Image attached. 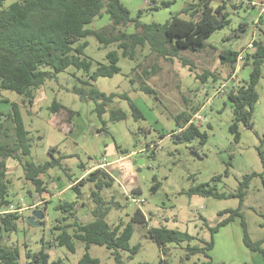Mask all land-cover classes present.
<instances>
[{
    "label": "rangeland",
    "instance_id": "rangeland-1",
    "mask_svg": "<svg viewBox=\"0 0 264 264\" xmlns=\"http://www.w3.org/2000/svg\"><path fill=\"white\" fill-rule=\"evenodd\" d=\"M19 1L5 0L0 9ZM166 1L169 3L164 4ZM191 1L121 0L133 17L140 13V19L146 23H165L177 13L189 18V14L181 11ZM228 2L237 5L236 9L230 4L228 6L231 23L211 34L207 39V47L202 51L182 50L178 57L170 59L157 55L146 44L134 50V59L120 55L119 73L92 80L93 86L107 93H128L142 110L144 118L135 119L128 99L117 96L108 105L103 119H100L95 111V101L81 99L73 92L75 85H82L81 79L89 78V73L74 66L57 73L55 78L47 79L36 88L33 104L14 91L3 90L0 93L1 99L7 98L21 105L24 123L31 137V153L22 158L23 162L44 163L52 159L50 149L53 147H57L53 152L55 157L64 156L62 165L51 167L41 175L47 184L46 192L41 195L35 192L32 182L25 179L21 163L14 158L7 159L8 178L11 181L8 197L22 216L18 220V232H3V243L21 247L22 264H30L26 250H40L43 238L54 245L52 240L59 231L53 232L52 228L57 223L56 218L61 215L55 208L60 201L77 200L81 222L86 223L94 218L92 210L96 203L91 194L92 183L81 186L83 192L80 196L70 184H76L85 176L88 168L102 162L104 157L108 161L104 169L116 180L102 191V195L108 201L115 197L122 202L120 208H113L107 215V221L110 224L117 222L118 218L129 221L136 206L141 207L149 219L145 224L133 223L134 233L130 243L140 244V249L137 253L121 250L122 264H201L206 261L207 258L202 254L186 258V247L210 240L209 228L227 216L220 215V212L236 208L239 198L199 194L190 196L187 191L220 174L221 180L211 184H216L220 192L230 193L236 191L244 175L257 173L247 188L242 211L252 239L264 238V217L261 215L264 213V164L259 154V150L264 153V63L257 84L260 97L253 113L254 125L248 127L239 122L241 139L237 142L229 130L234 111L227 90L232 85L238 86L248 80L252 65L244 67V60L241 59L234 71L231 65L223 63L220 56L223 49L252 51L255 48L251 45L254 40L264 39V12L261 11L264 0H251V5L246 4V0ZM247 20L249 26L240 30L241 22ZM109 25L111 20L104 10L103 16L96 18L88 27L97 29ZM118 30L134 32L136 29L134 24H129L118 27ZM85 40H88L86 56L93 61L92 71L100 63H107L106 54L117 49L114 43L101 45L94 36H88ZM153 68H157V72L147 76L145 71H153ZM203 74H207L205 81L200 78ZM145 81L155 90L154 93L140 89L141 83ZM226 81H229L226 86L219 89ZM54 100L63 105L57 113L50 110ZM0 107L7 112L11 106L3 102ZM194 107L198 109L192 121L208 133L205 144L200 143L198 137L192 141H176V136L170 134L174 130L179 131L174 115L183 110L191 111ZM113 108H122L127 112V117L112 119L110 111ZM102 120L105 130L100 129ZM163 134L167 135L162 137ZM229 161L230 165L227 164ZM227 167L228 175L225 174ZM154 177L161 182L155 193L151 189L155 183ZM128 186L135 188L136 193L129 192ZM130 194L144 201L136 205L131 201ZM46 200L49 203L44 222L31 225L28 218L35 209L43 207ZM149 226L188 231L196 238L168 243L165 254L163 246L149 235ZM213 238L214 248L210 253L215 263L264 264L263 255L251 251L244 244L240 217L222 226ZM49 251L52 259L61 257L64 264H77L84 247L77 243V251L73 253L66 246L55 244ZM90 253L99 257L101 264H118L105 246L92 245Z\"/></svg>",
    "mask_w": 264,
    "mask_h": 264
},
{
    "label": "trees",
    "instance_id": "trees-1",
    "mask_svg": "<svg viewBox=\"0 0 264 264\" xmlns=\"http://www.w3.org/2000/svg\"><path fill=\"white\" fill-rule=\"evenodd\" d=\"M4 1L0 0V6ZM215 1L193 0L181 11L189 14V18L177 13L165 23L143 22L140 19V13L137 17H133L131 11L121 0H21L14 2L6 8L0 9V93L3 90H11L22 95L29 104H33L36 88L43 85L47 79L55 78L57 73L74 66L89 73V78L81 79L82 85H75L73 92L78 94L81 99L94 100L95 111L100 119H103L108 105L117 96L128 99L135 119L144 118L142 110L128 93H107L93 86L92 80L96 81L100 76L112 77L119 73L121 71L120 55L134 59V50L146 44L157 55L170 59L178 57L182 50L202 51L207 47V39L211 34L231 23L228 0H218L217 3ZM168 3L169 1H166L164 4ZM230 6L233 9L237 8L235 3H231ZM104 10L111 20V25L97 29L88 27L96 18L103 16ZM129 24H134L136 29L134 32L118 30V27ZM248 26L249 21H243L239 29L245 30ZM88 36H94L103 46L112 43L117 45V49L110 50L106 54L107 63H100L93 71V61L86 56L88 40L85 38ZM252 45L255 47L252 51L223 49L220 53L223 63L231 65L234 71L241 53L242 60H244L243 66L252 65L249 79L241 85H232L233 87L227 90V96L234 111V120L230 124L229 130L237 142L241 139L238 123L243 122L246 126L253 127V113L260 97L257 84L260 81L261 66L264 63V39L254 40ZM119 50H121V54ZM185 64L188 62L185 61ZM153 72L156 73L157 68H153V71H145V74L149 76ZM200 78L205 81L207 74L201 75ZM216 79L217 77L214 76V80ZM131 80L135 82L133 78ZM140 89L150 94L155 92L146 81L141 83ZM1 98L0 103H10L11 107L7 112L0 107V211L12 205L8 197L11 184L8 178V158H14L21 163L25 179L32 182L35 192L41 195L47 190V184L41 175L51 167L62 165L64 157L63 155L55 157L53 152L57 150V147H53L50 149L52 159L41 164L29 160L23 162L22 158L31 153V137L24 123L21 105L17 101ZM62 108L63 105L57 100H54L50 106L53 113L59 112ZM196 109L198 107L192 108L191 111L183 110L174 115L179 131L174 130L170 134L173 137L176 136V141H192L198 137L200 143L207 142L208 133L202 131L192 121ZM110 117L114 120H122L127 117V112L122 108H113L110 111ZM100 129H106L105 122ZM166 135L163 134L162 137ZM259 154L264 164L263 151L259 150ZM227 164L230 165L231 161ZM225 174H229V167L226 168ZM256 174L253 172L244 175L236 191L230 193L220 192L216 189V184H211L221 180V174L215 175L210 181L199 183L187 191L190 196L199 194L218 198L237 197L239 205L236 208H227L221 211L220 215L227 214V216L209 228L211 239L202 244L188 245L186 258L202 254L207 260L201 264H220L212 260L210 253L214 248L213 235L222 226L228 225L237 217H240L244 244L251 251L260 252L264 258V238L252 239L242 211L247 188L252 177ZM115 180L116 178L104 168L97 167L72 185L71 188L75 189L77 195L80 196L83 192L81 186L92 183L91 194L96 203L92 210L94 218L86 223L79 220L77 200H64L57 203L55 208L61 212V215L56 218L57 223L52 228L53 232L59 231L54 241L52 240L54 245L43 238L40 250L32 251L27 248L28 263L64 264L61 257L52 259L49 248L55 244L66 246L73 253L77 251V243L82 244L84 252L77 264H101L100 258L92 256L90 253L92 245L108 248L118 264L123 263L121 250L137 253L140 244L131 245L130 243L134 233L133 223L145 224L149 222V219L142 208L136 206L129 221L126 222L123 218H118L114 224L107 221V215L111 210L122 206V202L115 197L108 201L102 195V191L112 186ZM154 181L151 189L155 193L160 188L161 182L156 177H154ZM128 191L136 193L137 190L128 186ZM30 194L33 195V193ZM48 203L49 200H46L45 205L39 207L44 212L42 223L45 220ZM261 215L264 217V213ZM21 216L18 210L5 215L0 213V264H22L20 261L23 252L21 247L19 245L12 247L3 243L4 231L8 233L19 231L18 220ZM148 232L158 244L163 246L165 254L168 243H180L196 238L188 231L166 226H149ZM24 245L29 247L28 244Z\"/></svg>",
    "mask_w": 264,
    "mask_h": 264
},
{
    "label": "built area",
    "instance_id": "built-area-1",
    "mask_svg": "<svg viewBox=\"0 0 264 264\" xmlns=\"http://www.w3.org/2000/svg\"><path fill=\"white\" fill-rule=\"evenodd\" d=\"M250 1H251V0H246V4L251 5ZM248 5H247V6H248ZM261 11L264 12V6L262 7ZM251 45H252V44H251ZM241 59H242V53L239 55L238 63L240 62ZM237 65H238V64H237ZM228 82H229V81H226L225 83H223V85H222L219 89L222 90V89L224 88V86H226V83H228ZM227 86H228V85H227ZM132 153H133V152H132ZM106 165L108 166V161H107L106 158L104 157V158H103V161L99 163L98 167L105 168ZM129 197H130L131 201L134 202L136 205L139 204V202L144 201L142 198H138V197H136V196H134V195H132V194H130ZM16 210H17V209H15V208L13 207V205H11L10 207H8V208H4L3 210H1L0 213L3 214V215H5V214L8 213V212H13V211H16Z\"/></svg>",
    "mask_w": 264,
    "mask_h": 264
},
{
    "label": "water",
    "instance_id": "water-1",
    "mask_svg": "<svg viewBox=\"0 0 264 264\" xmlns=\"http://www.w3.org/2000/svg\"><path fill=\"white\" fill-rule=\"evenodd\" d=\"M44 218V212L42 209H35L32 215L28 218L31 225H41V221Z\"/></svg>",
    "mask_w": 264,
    "mask_h": 264
},
{
    "label": "crops",
    "instance_id": "crops-1",
    "mask_svg": "<svg viewBox=\"0 0 264 264\" xmlns=\"http://www.w3.org/2000/svg\"><path fill=\"white\" fill-rule=\"evenodd\" d=\"M132 153V152H131ZM130 153V154H131ZM129 155V154H128ZM120 159H123V157H121ZM99 164L95 165V166H91L90 168L87 169L86 173H89L90 171L94 170L95 168L98 167ZM86 173H84V175H86ZM71 186L73 185V183L70 184Z\"/></svg>",
    "mask_w": 264,
    "mask_h": 264
}]
</instances>
